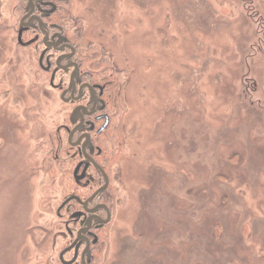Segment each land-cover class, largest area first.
Instances as JSON below:
<instances>
[{
    "label": "rangeland",
    "instance_id": "374dc122",
    "mask_svg": "<svg viewBox=\"0 0 264 264\" xmlns=\"http://www.w3.org/2000/svg\"><path fill=\"white\" fill-rule=\"evenodd\" d=\"M26 2L0 0V264L74 261V51L118 169L92 264H264V0H69L61 52Z\"/></svg>",
    "mask_w": 264,
    "mask_h": 264
},
{
    "label": "trees",
    "instance_id": "16d2710c",
    "mask_svg": "<svg viewBox=\"0 0 264 264\" xmlns=\"http://www.w3.org/2000/svg\"><path fill=\"white\" fill-rule=\"evenodd\" d=\"M67 1L69 2V0H27L23 10V18H25L27 22L29 21V24L27 25L29 28L36 27L38 28L39 33H42L44 35L48 33L50 37L53 36L55 41L60 42V44L69 43L70 37L67 34V28L65 25L59 23L63 21V19L66 17V14H68V9H63V6L68 3ZM65 47L70 49L69 46ZM76 53L77 52L75 51L73 58L68 59H73V61L76 62L78 66V77L81 80L86 81L90 85L99 84L103 89V92L100 95L102 102H99L97 104L93 116H95L96 113L101 110L100 106L104 104V108H102V111L105 112L109 118V123L103 130L105 131L111 124L110 115L107 113V102L103 98L105 89L109 84L103 85L101 82H98L99 80L96 79L99 78V75L89 72L84 67L85 59L83 58L82 54L75 56ZM67 57L68 56L66 55L65 58ZM40 62L42 63V58H40L39 63ZM95 93H97L96 89ZM85 102L87 103V100H83L82 102L78 103L84 104ZM90 105L92 106V104ZM98 123H100V121L93 120L95 129L99 128V126L101 125L100 124L98 126ZM102 132L100 134H102ZM80 144L81 143L79 142V144H77L75 147L77 150L76 155H78L80 159L79 162L85 160L91 163V165L90 168L87 169V172L82 179L73 177V184L76 186H74L75 191L70 195L71 197H68L66 204L70 206V204L74 203L75 205L79 206V210H82L83 205L86 201L87 207L95 209L94 213L100 215L102 219H106L108 217L107 222L101 224V222L97 221V226H91L90 230L93 233L92 238H95L96 241L90 240V247L85 254L84 260L85 264H92L94 253L97 249L96 244L98 243L101 234L100 231H102V229L110 222L111 212L109 202L113 203L114 193L111 194V191H113V188L115 187L114 183H116L118 179V169L115 168L117 162H115V156L112 154V152H110V150H108L107 148L99 146L97 143H95V141H92V137L88 143L92 151L88 148V156H84V153L80 149ZM90 169L94 171L91 174L89 172ZM80 173L81 171H78L77 175L79 176ZM77 187L82 188V191H78ZM101 204H103L104 206H102ZM64 263L66 262L63 261V264ZM69 264H74V261H71ZM77 264H83L79 257H77Z\"/></svg>",
    "mask_w": 264,
    "mask_h": 264
},
{
    "label": "flooded vegetation",
    "instance_id": "af4514ba",
    "mask_svg": "<svg viewBox=\"0 0 264 264\" xmlns=\"http://www.w3.org/2000/svg\"><path fill=\"white\" fill-rule=\"evenodd\" d=\"M28 24H29V21L27 22L26 25ZM44 43L46 46H52V48L56 52H61L66 46V44H60V42L55 41L53 36L50 37L48 33H46L44 36ZM74 53L75 51L66 54L68 56L67 58H73ZM66 55L65 54L58 55L56 59L57 62H59L60 60L64 61V59H67L65 58ZM48 61L50 62L49 59ZM58 66L60 67L62 66L63 68L64 67L73 68L71 69V72H70V79H69L70 88L63 92V99H66V101L72 100L74 102H82L83 100H87V103L86 102L84 104L79 103L77 107L73 109L71 120L74 126L71 132H69L68 142L73 148H75L76 145L79 144L80 142L81 151L84 153V156H88L87 153L89 149L92 151V149L89 147V144H88L89 141L91 140L92 134L96 135V134L101 133V132L98 133L97 130L104 123V120H105L104 117L108 116L105 112L102 111V108H104V104L100 106L101 110H99L96 113V115L93 116V114L95 113V108L97 104L99 102H102L100 95L102 94L103 90L99 84L90 85L86 81H83L78 77V66L76 62L73 61V59H69V62L66 65L64 64V65H58ZM95 89L97 93H95ZM66 94H69V98L64 97ZM90 104H92V106ZM77 116L79 117L78 122H76ZM93 120L102 121V124L99 126V128L97 129L94 128ZM72 138H74L75 140L71 141ZM90 165L91 163L85 160H83L82 162H78L74 167L73 177H76V178L78 177V179H82L83 176L86 174L87 169L90 168ZM78 171H81L79 176L77 175ZM101 205L104 206L103 204ZM70 208L71 207H69V209ZM94 210L95 209L93 208L87 207V203L85 201L82 210L75 211L72 213L73 220H75L74 222L76 224L80 218L83 220L81 221L79 227L76 229L77 230L76 239L73 241V243H71L66 248L67 250L65 249L63 252V253H66L69 251H73V253L75 254L74 256L79 254V258L81 259L83 264H85V260H84L85 254L90 247V242H91L90 240L96 241L95 238H92L93 233L90 230L91 226H95V225L97 226V221L101 222L102 224L104 222H107L108 220V217L106 219H102L100 215H98L97 213H94ZM76 241H80V247H81L80 252L79 253L77 252V254L74 252V250H77L78 249L77 247H79V246H76L77 245ZM76 259L77 257L73 258L74 261H76Z\"/></svg>",
    "mask_w": 264,
    "mask_h": 264
},
{
    "label": "water",
    "instance_id": "95a60500",
    "mask_svg": "<svg viewBox=\"0 0 264 264\" xmlns=\"http://www.w3.org/2000/svg\"><path fill=\"white\" fill-rule=\"evenodd\" d=\"M104 119H105V120H104V123H103L102 126L97 130L98 133L102 132V131L107 127V125H108V123H109V118H108V116H105Z\"/></svg>",
    "mask_w": 264,
    "mask_h": 264
}]
</instances>
